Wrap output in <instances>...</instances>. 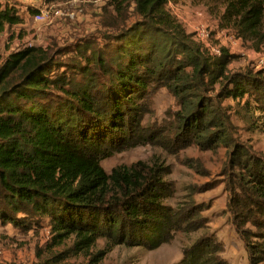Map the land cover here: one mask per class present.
I'll return each instance as SVG.
<instances>
[{"label": "trees", "instance_id": "1", "mask_svg": "<svg viewBox=\"0 0 264 264\" xmlns=\"http://www.w3.org/2000/svg\"><path fill=\"white\" fill-rule=\"evenodd\" d=\"M130 1L135 19L113 36L111 59L95 60L108 73L102 89L92 78L71 83L57 73L41 45L0 56L1 219L16 224L20 218L12 215L20 212L46 217L58 249L36 264H72L68 259L79 253L90 254L81 264H101L117 245L152 250L179 231L195 237L170 264H229L193 189L175 205L165 202L175 190L165 162L138 160L107 172L101 160L174 138L201 149L233 145L237 188L228 211L249 264H264V158L232 138V105L224 103L235 100L247 117L264 113V69L231 70L235 54L224 46L213 53L187 31L167 8L176 0ZM196 1L221 28L257 46L264 42V0ZM21 22L15 5L0 1V34ZM155 87H165L180 106L170 138L134 128Z\"/></svg>", "mask_w": 264, "mask_h": 264}, {"label": "rangeland", "instance_id": "2", "mask_svg": "<svg viewBox=\"0 0 264 264\" xmlns=\"http://www.w3.org/2000/svg\"><path fill=\"white\" fill-rule=\"evenodd\" d=\"M15 5L22 22L0 34V56L24 45H41L48 49L57 62L56 72L69 78L71 83L92 78L98 88L108 79L107 69L95 62L110 60L112 49L107 48L113 36L135 19L134 3L120 0H3ZM167 8L185 25L187 31L211 52L224 46L235 54L229 64L231 70L264 69V42L255 45L236 36L232 28H221L219 18L196 0L169 1ZM41 16V17H38ZM104 54V55H103ZM104 56V57H103ZM138 126L144 135L150 130L163 132L170 138L173 124L180 113L176 98L165 88L151 89L143 99ZM230 132L246 152L264 158V113L254 110L247 117L233 99ZM176 140V138H174ZM152 141L138 144L101 160L109 172L119 164L157 158L165 162L169 173L165 176L174 186V194L165 202L175 205L192 189L193 198L203 204L211 230L223 244L222 256L229 264H249L244 242L235 230L227 202L237 188L236 176L231 172V146L201 149L189 139ZM233 143V141H232ZM18 223L3 221L0 217V263L36 264L57 247H51L50 228L44 216L16 213ZM195 234L177 232L167 243L148 250L139 247L115 246L101 264H170L180 260L182 249L194 240ZM102 242L100 241V245ZM90 254L79 253L68 259L81 264Z\"/></svg>", "mask_w": 264, "mask_h": 264}, {"label": "built area", "instance_id": "3", "mask_svg": "<svg viewBox=\"0 0 264 264\" xmlns=\"http://www.w3.org/2000/svg\"><path fill=\"white\" fill-rule=\"evenodd\" d=\"M1 1V0H0ZM38 17H41V16H38ZM215 53H218V50L217 51H215Z\"/></svg>", "mask_w": 264, "mask_h": 264}, {"label": "crops", "instance_id": "4", "mask_svg": "<svg viewBox=\"0 0 264 264\" xmlns=\"http://www.w3.org/2000/svg\"><path fill=\"white\" fill-rule=\"evenodd\" d=\"M1 2L3 3V2H6V1L1 0ZM7 2H9V1H7Z\"/></svg>", "mask_w": 264, "mask_h": 264}]
</instances>
